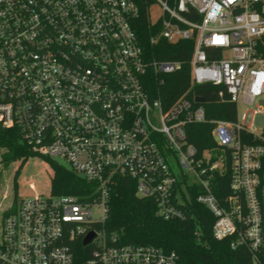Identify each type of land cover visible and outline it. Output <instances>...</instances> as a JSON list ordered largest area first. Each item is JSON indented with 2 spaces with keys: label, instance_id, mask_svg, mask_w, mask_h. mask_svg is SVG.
<instances>
[{
  "label": "built area",
  "instance_id": "1",
  "mask_svg": "<svg viewBox=\"0 0 264 264\" xmlns=\"http://www.w3.org/2000/svg\"><path fill=\"white\" fill-rule=\"evenodd\" d=\"M141 2L156 28L150 41L193 40L191 83L222 86L235 103L234 121L210 120L218 153L188 141L186 126L207 121L196 97L165 106L151 95L153 79L162 83L181 62L144 58L131 25L136 0H0V131L14 129L30 151L63 158L94 183L86 196L17 193L0 222V264H174V251L121 244L101 228L117 177L134 180L136 195L167 220L185 219L196 191L213 237H231L232 249L245 245L257 261L264 133L238 110L264 93V0ZM227 170L230 193L219 199L212 179ZM90 231V256L76 260L70 242Z\"/></svg>",
  "mask_w": 264,
  "mask_h": 264
},
{
  "label": "trees",
  "instance_id": "2",
  "mask_svg": "<svg viewBox=\"0 0 264 264\" xmlns=\"http://www.w3.org/2000/svg\"><path fill=\"white\" fill-rule=\"evenodd\" d=\"M138 3V15L131 21L136 33L143 56L146 60H177L181 62L178 71L163 74V82L154 80L149 85L152 96L162 99L165 106L170 105L182 94L189 98H203V106L207 121L192 123L186 126L188 141L194 144L199 152L210 149L218 153L211 136L212 119H236V105L230 101V96L222 86L210 83L192 84L190 81L189 58L192 52L193 40H179L168 42L158 38L151 42L150 38L156 34V28L148 20L146 10L141 0ZM222 91V95L219 92ZM264 133V129H263ZM245 139L252 142L251 135ZM0 164L5 167L11 162L19 161L13 175L14 198L18 193L17 178L24 163L37 156L24 144L20 143L14 129L0 131ZM43 161L50 169L49 192L53 195L71 194L86 196L92 191L94 183L88 181L73 170L58 164L43 156ZM228 170L221 176L215 174L212 179V189L215 195L222 199L229 193ZM34 186V185H33ZM35 190V187L30 188ZM196 191L191 193L188 204V216L185 219H163L156 215V206L152 198L136 195L135 182L128 177H117L109 191L108 212L101 228L107 234L116 236L121 244L153 245L166 251H174L177 260L174 264H264V246L257 255V261L252 259L251 252L245 245L232 249L231 237L217 240L212 235L214 217L209 210L194 200ZM100 226V225H99ZM98 226V227H99ZM71 250L76 260L90 256L89 246L84 247L81 237L70 242Z\"/></svg>",
  "mask_w": 264,
  "mask_h": 264
},
{
  "label": "rangeland",
  "instance_id": "3",
  "mask_svg": "<svg viewBox=\"0 0 264 264\" xmlns=\"http://www.w3.org/2000/svg\"><path fill=\"white\" fill-rule=\"evenodd\" d=\"M160 14V8L153 6L152 15L156 16ZM261 110L262 113L254 114L255 110ZM243 114L245 115L243 118ZM239 119L254 129L256 133L263 130L264 127V93L257 96L251 107L239 106L238 110ZM3 149L0 148V155ZM43 156L37 154L35 157H30L22 166L17 178L18 183V196H30L34 193H49V181H50V169L43 161ZM60 165L70 169L68 161L57 156L48 157ZM19 165V161L11 162L8 166L0 164V222L4 215V212L11 207L14 197L13 191V175L16 168ZM177 172V168L174 169ZM32 183L35 190H31L28 185ZM94 218L100 216V208H93Z\"/></svg>",
  "mask_w": 264,
  "mask_h": 264
},
{
  "label": "water",
  "instance_id": "4",
  "mask_svg": "<svg viewBox=\"0 0 264 264\" xmlns=\"http://www.w3.org/2000/svg\"><path fill=\"white\" fill-rule=\"evenodd\" d=\"M202 100H203V98H201V97H199V96L196 97V101H198V102H202ZM93 237H94V232H93V231L88 232V233L85 235V237L83 238V241H82L83 245L88 244L89 241H90Z\"/></svg>",
  "mask_w": 264,
  "mask_h": 264
}]
</instances>
